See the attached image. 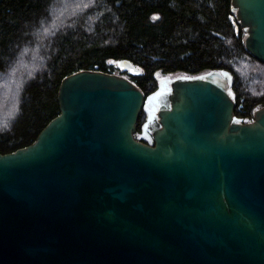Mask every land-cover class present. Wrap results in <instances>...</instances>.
<instances>
[{
	"label": "water",
	"instance_id": "1",
	"mask_svg": "<svg viewBox=\"0 0 264 264\" xmlns=\"http://www.w3.org/2000/svg\"><path fill=\"white\" fill-rule=\"evenodd\" d=\"M231 6L264 63V0ZM232 87L227 70L180 79L148 145L140 86L66 76L60 114L0 152V264H264V106L243 122Z\"/></svg>",
	"mask_w": 264,
	"mask_h": 264
},
{
	"label": "trees",
	"instance_id": "2",
	"mask_svg": "<svg viewBox=\"0 0 264 264\" xmlns=\"http://www.w3.org/2000/svg\"><path fill=\"white\" fill-rule=\"evenodd\" d=\"M231 0H3L0 5V152L33 144L60 114L62 80L80 70L233 75L235 116L264 106V63L244 45ZM144 120L142 113L138 124Z\"/></svg>",
	"mask_w": 264,
	"mask_h": 264
},
{
	"label": "flooded vegetation",
	"instance_id": "3",
	"mask_svg": "<svg viewBox=\"0 0 264 264\" xmlns=\"http://www.w3.org/2000/svg\"><path fill=\"white\" fill-rule=\"evenodd\" d=\"M134 66L136 69L132 72L129 69H122L117 65L118 70L114 73L129 78L144 91V105L140 114L141 117L142 113H144V120L140 125L137 123L134 136L145 144L154 145L153 128L159 125L161 106L165 103H171V97L175 94L178 81L182 78L197 77L208 72L190 75L180 71L163 72L157 70L153 74V80L143 81L141 77L145 75L144 69L135 64Z\"/></svg>",
	"mask_w": 264,
	"mask_h": 264
}]
</instances>
